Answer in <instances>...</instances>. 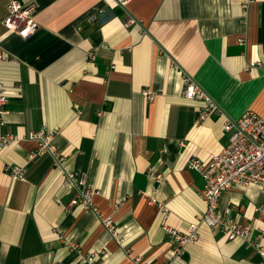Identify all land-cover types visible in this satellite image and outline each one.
<instances>
[{"label": "crops", "instance_id": "obj_1", "mask_svg": "<svg viewBox=\"0 0 264 264\" xmlns=\"http://www.w3.org/2000/svg\"><path fill=\"white\" fill-rule=\"evenodd\" d=\"M10 1L0 0V21ZM19 1L36 5L39 27L23 38L0 24V51L12 59L0 62L10 94L0 135L17 137L0 147V263L88 264L95 253L96 264H134L133 256L264 264L254 247L205 225L173 256L163 228L184 229L205 210L203 180L187 159L208 160L227 145V118L246 110L264 118V0ZM183 74L219 114L196 122L202 103L182 95ZM42 128L66 170L95 189V211L67 207L71 193L50 154L30 158L37 141L28 135ZM15 166L23 178L12 175ZM226 208L252 236L264 228L260 189L224 191L218 211ZM100 217L111 218L121 244Z\"/></svg>", "mask_w": 264, "mask_h": 264}, {"label": "built area", "instance_id": "obj_2", "mask_svg": "<svg viewBox=\"0 0 264 264\" xmlns=\"http://www.w3.org/2000/svg\"><path fill=\"white\" fill-rule=\"evenodd\" d=\"M117 1L120 4L125 3V0ZM35 12L36 5L34 3L11 0L0 24L8 31L28 38L39 27L34 18ZM239 43H245V37H240ZM11 61L12 59L8 55L0 51V62ZM20 92L21 86L18 85L15 94L19 95ZM144 94L151 98L150 91L146 90ZM182 95L186 99L202 103L198 109L196 122L202 121L213 113H220L214 100L188 74L182 75ZM9 97V92L0 80V126L5 124V118L10 112L7 108ZM223 129L228 133V143L220 151L213 154L208 160L198 157L187 159V167L197 172L203 180L201 195L205 203V210L184 229L163 225L164 231L172 243L171 253L173 256L182 255L186 246L195 243L199 237V228L205 225L212 230L221 231L228 240L241 239L246 246L254 247L264 257V248L261 245L264 228L260 229L259 234L254 237L251 234V226L241 225L234 220L230 216V209L226 208L223 212L218 211L219 198L228 189L256 187L264 192V118L252 110H246L236 119L227 118ZM28 138L37 141V147L30 154V158L48 153L53 158L54 166L62 171V182L71 193L67 207L81 205L84 209L95 211L96 207L93 202L95 189L88 183L86 176H77L66 170L67 157L52 143L53 133L42 128L37 132L29 133ZM16 139L17 137L14 135L1 134L0 147L10 144ZM11 172L15 178L24 176V169L21 166L13 167ZM149 175L160 179L159 175H155L152 171ZM100 221L110 236L118 244H121L122 238L119 236L118 227L111 218L100 217ZM96 258L97 255L93 253L86 255L84 260L88 264H96ZM131 260L134 264H149L141 256H133Z\"/></svg>", "mask_w": 264, "mask_h": 264}]
</instances>
